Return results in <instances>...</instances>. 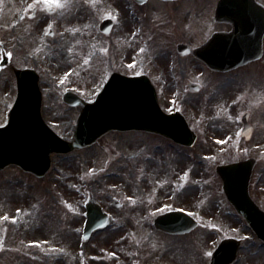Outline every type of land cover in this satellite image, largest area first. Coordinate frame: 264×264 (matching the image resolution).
Instances as JSON below:
<instances>
[{"label":"rangeland","instance_id":"374dc122","mask_svg":"<svg viewBox=\"0 0 264 264\" xmlns=\"http://www.w3.org/2000/svg\"><path fill=\"white\" fill-rule=\"evenodd\" d=\"M216 1L148 0L139 6L130 0H67L60 7L52 0H0V61L3 54L9 58L0 68V126L16 94L13 69L33 67L40 76L43 119L65 139L79 111L61 101L62 93L71 89L93 99L112 71L146 74L161 107L181 110L198 135L192 148H183L155 135L108 133L89 148L53 156L51 171L41 179L7 167L0 172V264H208L226 237L243 241L235 264H264V245L225 200L214 173L216 165L244 158L241 148L254 156L250 146L264 136L260 128L249 144L238 136L243 112H251L256 124L264 56L235 72L213 74L175 50L180 42L204 41L209 30L200 19L213 23ZM34 5L38 11L30 20ZM49 8L56 15L48 17ZM105 17L114 21L109 36L97 28ZM51 24L53 38L46 36ZM189 83L200 90L191 91ZM258 114L264 119V111ZM139 178H147L145 187ZM251 195L262 202L253 188ZM89 197L110 222L84 241ZM171 207L188 210L199 228L186 236L158 233L152 214Z\"/></svg>","mask_w":264,"mask_h":264},{"label":"water","instance_id":"95a60500","mask_svg":"<svg viewBox=\"0 0 264 264\" xmlns=\"http://www.w3.org/2000/svg\"><path fill=\"white\" fill-rule=\"evenodd\" d=\"M239 4V0H221L217 5L216 15L230 18L233 22L238 21L241 24L238 29L242 28L240 31H243L248 28L247 21L254 20L257 15L260 16L261 10L257 7L254 10H239ZM261 35V32H256L248 36L258 42V45L255 47L250 43L249 50L239 52V55L232 50L226 54L223 52L224 49L213 50L218 49L219 43L226 42V39L218 37L196 54L206 63H210L211 58L216 57L224 61L223 67L218 69H230L256 57ZM15 75L17 97L8 114L6 126L0 128V170L8 165H16L24 172L42 177L50 168L52 153L64 154L90 146L97 138L114 130L156 133L185 146H191L194 142V134L179 114L166 115L160 111L153 88L145 77L127 78L117 74L109 78L91 104L72 94L64 95L66 103L81 108L76 121L74 139L72 142H66L56 136L41 119V97L35 74L32 71H17ZM252 166L251 161H246L217 167L216 172L222 179L223 190L229 202L264 241V214L247 195ZM87 206L88 216L84 228L86 237L92 230L103 226L106 219L104 215L101 216L97 206L93 204ZM185 220L177 214L165 215L156 221V227L167 232L180 233L190 229L186 228ZM179 221L183 223L180 225ZM237 245L234 240L223 241L213 255L212 264H231L235 259Z\"/></svg>","mask_w":264,"mask_h":264},{"label":"flooded vegetation","instance_id":"af4514ba","mask_svg":"<svg viewBox=\"0 0 264 264\" xmlns=\"http://www.w3.org/2000/svg\"><path fill=\"white\" fill-rule=\"evenodd\" d=\"M228 28L231 29L230 26H227ZM264 110H260V113H262ZM257 125L258 128H260L261 133L264 134V119L258 114L257 116ZM257 147H264V136H261V138L257 141ZM260 166L258 168V174H259V179H258V187L259 191L264 194V157H260Z\"/></svg>","mask_w":264,"mask_h":264},{"label":"snow or ice","instance_id":"6c2138e0","mask_svg":"<svg viewBox=\"0 0 264 264\" xmlns=\"http://www.w3.org/2000/svg\"><path fill=\"white\" fill-rule=\"evenodd\" d=\"M53 3H56L58 6L63 7L65 6V3H67V0H65L64 3H61V0H52ZM141 2H143V0H141ZM47 3V0H46ZM29 7H31V5H29ZM9 55H11V53H9Z\"/></svg>","mask_w":264,"mask_h":264}]
</instances>
